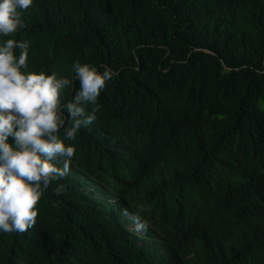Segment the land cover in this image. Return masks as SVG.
Segmentation results:
<instances>
[{
	"label": "trees",
	"instance_id": "obj_1",
	"mask_svg": "<svg viewBox=\"0 0 264 264\" xmlns=\"http://www.w3.org/2000/svg\"><path fill=\"white\" fill-rule=\"evenodd\" d=\"M21 19L2 39L72 81L62 103L75 61L115 75L0 264H264V0H33Z\"/></svg>",
	"mask_w": 264,
	"mask_h": 264
},
{
	"label": "clouds",
	"instance_id": "obj_2",
	"mask_svg": "<svg viewBox=\"0 0 264 264\" xmlns=\"http://www.w3.org/2000/svg\"><path fill=\"white\" fill-rule=\"evenodd\" d=\"M32 4L0 0V233H22L34 225L41 196L70 173L76 148L64 141L96 120L98 97L115 75L110 68L101 72L75 61L79 89L62 103L72 81L55 72L27 71L30 42L2 39L25 27L21 16ZM88 105L95 107L86 111ZM54 191L59 196L65 186Z\"/></svg>",
	"mask_w": 264,
	"mask_h": 264
}]
</instances>
